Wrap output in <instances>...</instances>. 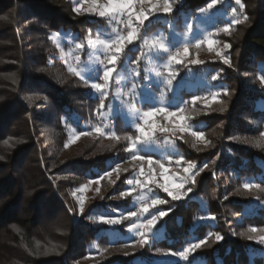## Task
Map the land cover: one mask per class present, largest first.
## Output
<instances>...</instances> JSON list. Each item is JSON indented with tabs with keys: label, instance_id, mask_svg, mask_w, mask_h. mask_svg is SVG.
I'll return each mask as SVG.
<instances>
[{
	"label": "trees",
	"instance_id": "16d2710c",
	"mask_svg": "<svg viewBox=\"0 0 264 264\" xmlns=\"http://www.w3.org/2000/svg\"><path fill=\"white\" fill-rule=\"evenodd\" d=\"M171 2L174 11L161 16L176 20L182 29V15L197 16L207 9L211 0ZM240 4L243 7L235 0H219L213 7L217 10L235 8L236 15L243 10L249 18L245 25H237L238 35L228 40L229 67L220 62L171 65V70L178 73L174 82L200 80L204 71L210 70L201 85L189 90L181 88L177 98L183 108L189 106L193 97L208 90V81L221 87V105L217 111L212 116L191 120L213 148L192 154L190 145L186 147L181 139L174 142L176 154L183 151L185 162L198 165L196 173L199 174L194 175V182H188L192 192L182 202H175L169 213L162 208L163 204L160 205L167 215L160 218L155 229V232L161 230V235H153L148 245L135 247L134 253L108 250L102 256L98 254L108 249L110 238L91 225L88 215L98 204L126 207L130 195L123 203L113 198L118 199L117 195L125 190L131 173L123 174L114 187L105 189L104 196L110 197L108 202L90 203L84 208L82 217H78L76 202L70 193L98 177L112 163L123 161L127 154L122 152L121 143H101V139L89 142L83 138L73 147L66 145L72 125L81 129L84 123L98 118L103 109L100 108L101 99L94 95L87 80L70 71L63 57L56 55L57 47L49 34L70 31L75 32L78 39H84L105 25L106 19L76 12L72 0H0V264L6 259L7 246L21 253L26 264H72L74 260H85L91 255L94 259L103 258L98 264H133L135 259H140L141 264H158L148 254L150 250L160 248L178 252L192 238L206 243L187 260L159 264L196 261L202 264H264L259 254L264 245L249 239L250 236L255 238L252 228L264 227V168L261 165L264 163V140L258 139L259 144L252 140L227 142L243 136L262 135V129L257 131L245 119L249 110L257 113L258 102L264 100V86L260 84L261 63H264V0H240ZM162 25L160 21L152 22L146 26L147 33ZM132 46L126 45L119 65L127 54L133 59L138 56L140 50ZM212 69L218 79H212ZM191 71L196 77L187 79V72ZM28 97L35 99L29 103ZM221 108L224 110L220 111ZM113 119L114 132L136 136L135 127L120 116ZM157 134L159 138L167 137L160 132ZM224 145L231 155L221 154L214 162ZM141 146L147 148L142 152L148 157L157 158L161 153L152 150L159 148L155 143H142ZM166 147L168 155L174 154L172 148ZM189 148L191 151H185ZM168 155L163 159L168 161ZM245 183L253 186L245 189ZM156 190L158 192V188ZM163 197L161 199L166 200ZM205 214L214 217L216 224L204 220ZM238 217H242L241 222L233 226ZM50 222L55 224V235L50 241L59 248L56 253L41 256L35 253V241H43L39 233ZM217 234L222 237L219 241Z\"/></svg>",
	"mask_w": 264,
	"mask_h": 264
},
{
	"label": "rangeland",
	"instance_id": "374dc122",
	"mask_svg": "<svg viewBox=\"0 0 264 264\" xmlns=\"http://www.w3.org/2000/svg\"><path fill=\"white\" fill-rule=\"evenodd\" d=\"M74 2V9L78 13H88L91 15H98L99 9L97 8L96 11L89 12L88 9L92 6L93 0H72ZM98 5L105 4L107 0H96ZM149 5H135L134 10L139 12L141 8L145 12H147ZM161 15H165L159 11L155 14L149 13V20L145 22L143 26L138 25V23L134 26L138 27V38L136 41L133 42V46L135 50L139 51L138 56L140 57L138 65L132 64V61H135L137 57L133 59L131 54H127L124 59L122 60V64L119 65L120 60L117 63V70L120 73L119 76L114 75L112 80L109 83V87L107 89V96L104 97L105 108H103L102 113L103 115H98L93 122L89 124H83L80 128L77 126L72 125L69 130V138L66 143L68 147H73L75 144L79 143L83 138L87 141H93L95 139H101V143H105L108 141H112L114 144L121 143L123 146V150L127 157L124 158L123 161H119L116 163H112L109 169L102 171L98 177L90 179L87 183L81 185L80 187L76 188L74 191L70 193L74 202H76V206L78 209V217H82V213L80 211V201L83 200V211L84 208L89 205L90 203H97V202H108L110 197L106 198L104 196L105 189L108 187H114L115 183L119 181L123 174L129 175L131 173L130 178L127 181V187L123 192H121L118 196V199L113 198L115 200L121 201L123 203L124 198L131 196V200L126 207H114L111 204L96 205L93 210L88 215V220L91 222V225L99 228L101 231L106 232L110 238V245L107 246V250L100 251L98 255L105 256L106 251H124L129 253L135 252V247L139 246V237L136 235V232L131 229V225L133 223H143L146 222L147 219H150L152 215H159L160 211H171L174 206L175 202H182L184 198L181 200L174 201L172 198L165 193L161 188H159L158 184L163 183L164 179L160 176L159 172V165L158 163H154L153 165V175L155 180L152 182H147L143 187L137 186L135 184L136 179H140L141 181L146 180V176H139L140 167L143 166L145 172L147 173L148 165L145 162H141L139 160L133 159V156H144L146 159L151 158L154 162H161L164 163L165 167L169 169L168 175L173 176L176 182H180V179L185 175L189 176V182L192 180L191 178L197 172V164L195 167L191 169L190 173L185 174L183 169L187 167L188 162L183 160L184 152L180 151L179 154L177 149H175V139H181L183 144L186 147L191 146L193 148L192 154L199 152V150H206L212 149L206 141V137L203 140H197L195 137L191 135V131H197L196 127L191 123L192 118L199 117L203 115H213L218 107H220V85L213 84L211 81L206 83V88L208 90L203 91L202 94L199 95L201 97L200 100L196 101L195 104L190 102L187 108H184V115L189 117L187 123L190 126V131L188 132H179L177 131L175 135L172 133H162V135L167 136L164 139L159 138V134L152 138L153 140L148 141L147 143H155L159 145L158 147H153L152 150L161 153L157 158L148 157L143 154V150L147 149L145 146H141L142 143L137 145L136 149L131 148L130 141L126 139L127 136L135 137V135L131 133H117L114 132V124H110V120H112L116 116H120L125 123H128L130 126L135 127L136 123H142L140 116L144 111H148L155 107H165L169 111H178L181 108L178 98L180 96L181 88L191 89L197 85H201L210 73V70L204 71L205 74L200 80H179L178 82H174L169 89L165 83V78L167 77V73L169 71L168 68L165 67L167 64V59L169 55L175 54L177 50L182 51L185 46L189 48V54L187 57L184 58V62L181 64L174 65H189L191 60H200L207 63H222V65L229 67L230 65V57L228 54V48H225L224 45L228 44V40L235 38L238 33L235 31L237 30V25H245L248 22V19H245L246 13L245 11H240L238 15L233 13L232 9H220L217 10L216 8H212L205 10L204 12L198 14L197 16L189 17L186 13L182 15V29L179 28L180 26L176 22V20H167L163 19ZM218 16H222L221 18H216ZM239 18L241 21L240 23H235L234 19ZM106 19L105 25L100 26L98 29L95 30L94 33H90L88 37L78 39L75 32L70 31H59V32H51L49 37L54 41L57 47V54L58 56L63 57L64 61L69 64L71 69H76L80 71V77L87 80V85L93 91L94 95L100 96V93L96 92L91 87L92 82H100L103 83L102 80H99L100 76L102 75L103 66L99 64V61L102 60L104 57V50L103 46L97 45L95 41L99 39H114L117 34H126V17H118L117 19H111L110 17H104ZM160 21L162 22V26L157 28L152 33H147V27L152 24V22ZM223 21L224 23H221ZM216 28L213 29V26ZM227 26L229 28L228 32L222 31V29ZM243 27V26H242ZM239 28V27H238ZM219 29V30H218ZM147 39L149 42L152 40H159L160 42L164 43L168 46V52H156L154 50L150 51L147 45H144V40ZM211 39L215 41L212 44L211 50L209 45L207 44V40ZM199 41H205L201 43L199 47H197V43ZM139 42V43H138ZM81 44L82 48H77L76 45ZM230 46V45H229ZM140 48V49H139ZM220 55H217V53ZM143 53V54H141ZM122 54V53H121ZM120 54V55H121ZM76 56H80V61L75 59ZM0 57L2 54L0 53ZM106 57V56H105ZM165 57V58H164ZM227 58L229 60L228 64L224 63V59ZM143 61V64L140 65V62ZM106 63V62H105ZM200 63V64H202ZM199 65V64H194ZM139 69V76L133 75V69ZM213 71V69H212ZM207 72V73H206ZM157 73H162V75H157ZM201 75L200 73H198ZM218 76L212 72V77ZM188 78L196 77V73L191 71L187 72L186 75ZM12 78V77H10ZM260 84L264 86V63H261V72H260ZM121 81L117 83V81ZM136 85L135 91H133L132 85ZM208 91V92H207ZM215 96V101L212 100V97ZM205 100L208 102L206 103ZM187 101H185L186 104ZM183 106L185 105L182 103ZM198 105H201L199 107ZM259 111L254 113L252 110L248 111L246 115L245 121L256 129L260 131L262 129V135H258L256 137L247 138L246 136L237 138L236 140H227L230 143H245V141H255L254 144L259 142L258 139L264 140V100H261L257 104V109ZM197 113H199L197 115ZM154 122L157 125H165L170 126L169 120H166L163 115L158 114L154 118ZM171 119V118H169ZM99 126L104 130V134L100 135L95 133L94 129ZM198 127H201L200 125ZM81 132H88L91 133L90 135H80ZM115 133L117 137L120 139L111 138V133ZM138 135V133H136ZM79 136L78 139L75 137ZM161 137V136H160ZM172 137V138H169ZM52 140V139H51ZM49 143V142H48ZM166 146L172 148L174 154L168 155L166 150ZM158 148V149H157ZM185 151H191L189 149H185ZM197 151V152H196ZM176 152V153H175ZM221 154L231 155L230 151L224 145L220 148V154L216 156L213 160L217 162ZM168 155V161L164 160L165 156ZM164 158V159H163ZM180 159V164L176 163V160ZM264 168V163H261ZM54 166V165H52ZM205 167V166H204ZM203 168V167H202ZM201 168V169H202ZM199 169V167H198ZM111 173V175H107L106 173ZM99 180V183L96 181ZM129 181H132L130 184ZM99 188V191H97ZM158 188V192L156 190ZM189 188L188 183L185 184L184 189L181 191H187ZM83 189V191H81ZM164 192L163 194L161 193ZM263 191V190H259ZM124 193V195H121ZM164 196V197H163ZM165 198V203L163 204V209L160 207L161 204L152 205L151 201L153 199ZM147 203L149 205V211L147 213H140V208L143 204ZM167 210H166V209ZM129 212H137V217H128ZM169 213V212H168ZM105 218H116L120 219L121 223L109 225L103 223L100 220V217ZM77 218V217H76ZM204 220L208 222H212L216 224V220L214 217L209 216V214H205L203 217ZM159 220L157 225L153 228L152 233L150 234V238L153 235H161V230L155 232V229L159 225ZM242 220V217H238L233 222V226L239 224ZM86 221V220H85ZM52 223V224H51ZM53 222H50L42 233H39L41 237H43V241L38 240L35 241L34 250L35 253L39 255H48V253H56L58 246L55 247V244L52 243V237H54L53 232ZM38 232V231H37ZM36 232V234H37ZM255 238L258 239L259 236L264 235V227L257 229L256 232L253 233ZM48 240H47V239ZM51 238V239H50ZM152 239V238H151ZM46 240V241H44ZM198 242L195 239H191L189 243ZM151 243V242H150ZM188 243V244H189ZM187 244V245H188ZM187 245L185 247H187ZM184 247V248H185ZM182 248L179 251H182ZM160 249V248H158ZM157 250V249H156ZM156 250H150V255L154 258L155 263L161 262H172L174 260H182L178 256L172 255H165L164 253L174 252L168 251L164 249H160L161 252H157ZM5 257L3 264H26L28 262L25 261L22 254L17 252L15 249L9 248L8 246L5 247ZM178 251V252H179ZM260 256L264 258V249L259 252ZM9 256V257H8ZM101 256V257H102ZM94 256H87L85 260H77L72 262V264H98L101 262L103 258H93ZM19 258V259H17ZM105 261V259H104ZM140 259H135L133 264H141ZM71 264V263H70ZM148 264V263H145ZM192 264H202V261H196Z\"/></svg>",
	"mask_w": 264,
	"mask_h": 264
},
{
	"label": "snow or ice",
	"instance_id": "6c2138e0",
	"mask_svg": "<svg viewBox=\"0 0 264 264\" xmlns=\"http://www.w3.org/2000/svg\"><path fill=\"white\" fill-rule=\"evenodd\" d=\"M219 3V0H211L210 3L207 4V9H212L214 5ZM235 3L237 5H240L243 7V5L240 4V0H235ZM149 5L147 12L141 8L139 12H136L134 10L135 5ZM99 9L98 15L100 17H110L111 19H117L118 17H126V28L127 32L126 34H117L114 39H97L95 43L97 45L103 46L104 50V55L106 56V63L105 60H100L99 64L103 66V71L102 75L100 76L99 80H102L103 83L100 82H92L91 87L94 89L96 92L100 93V96L102 97L100 100V108L103 109L105 108V103H104V97L107 96V89L109 87V83L114 77V75L119 76L120 73L117 70V63L118 60L120 59V54L124 52L126 45H131L133 44L134 41L137 40L138 38V27L134 26L138 23V25L143 26L146 21L149 20V13L155 14L157 11L163 13V14H171L174 11L173 5L171 0H107L105 4L98 5L96 0H93L92 6L88 9L89 12L96 11V9ZM233 13L236 12V9H232ZM5 19H7L5 17ZM247 19V17H245ZM235 23H240L241 21L239 18L234 19ZM219 30V29H218ZM222 31L228 32L229 28L225 26ZM205 41H199L197 43V47L200 46L201 43H204ZM207 44L209 45V48L211 50V46L215 41L208 39ZM144 45H147L149 50L156 51V52H168L169 48L166 46L164 43L160 42L159 40H152L149 42L147 39L144 40ZM77 48H82L83 46L81 44L76 45ZM225 48H228L229 45L225 44ZM143 54V53H141ZM189 54V48L185 46L182 51L177 50L175 54L169 55L167 59V64L165 65L166 68L169 69L167 73V77L165 78V83L170 89L173 80L177 77L178 73L175 71L171 70V65L173 63L175 64H181L184 62V58L187 57ZM217 55H220L218 52ZM75 59L77 61H80L81 57L76 56ZM140 57L138 56L135 61H132V64L138 65ZM190 63L192 64H200L202 61L200 60H191ZM224 63L228 64L229 60L227 58L224 59ZM40 71H43V69H40ZM70 71L75 72L77 76L80 75V71H77L76 69H70ZM133 75L134 76H139V69L134 68L133 70ZM157 75H162V73H157ZM217 77L213 76L212 79L215 80ZM121 81H117V83H120ZM133 91L136 89V85H132ZM34 97H28V102L32 103ZM201 97L195 96L192 99V103L195 104L196 101L200 100ZM216 97L213 96L212 100L215 101ZM207 103L208 101L205 100ZM187 103V102H186ZM224 109L221 108L220 111H223ZM185 109L183 107L179 108L178 111H169L165 107H155L152 108L148 111H144L142 115L140 116V119L142 120V123H136L135 124V130L138 133L135 137L132 136H127L126 139L130 141L131 148L136 149L137 145L140 143H147L148 141L153 140L152 138L156 135L157 132L160 133H172L175 135L177 131L183 133V132H188L190 131V126L188 125L187 121L189 117L184 115ZM158 114L163 115L166 120H169L170 126H165V125H157L154 122V117L157 116ZM199 113H197L198 115ZM103 115V113H101ZM171 118V119H169ZM95 133L103 135L104 130L97 126L94 129ZM91 133L88 132H81L80 135H90ZM191 135L195 137L197 140H203L204 139V133L202 131H191ZM79 136L75 137V139H78ZM111 138L114 139H120V137H117L115 133H111ZM174 143V141L172 142ZM207 143H211L208 141ZM2 158V157H0ZM133 159L139 160L142 163L145 162L148 165V170L147 173L145 172V169L143 166L140 167L139 176H146L145 181H141L140 179L135 180V184L137 186L143 187L147 182H152L155 180V177L153 175V165L154 163H158L159 165V174L161 177H163L164 182L159 183L158 186L161 188L165 193H167L172 200L178 201L181 200L183 197L188 196V193L192 192V188H188L187 191H181L184 189L185 184L189 182V176L185 175L180 179V182H176V180L173 178V176L168 175L169 169L165 167L164 163L161 162H154L151 158H145L144 156H133ZM180 159L176 160L177 164H180ZM195 167V164L192 162H188L187 167L183 169L185 174L190 173L191 169ZM207 167V165H205ZM107 175H111V173H106ZM199 173H196L198 175ZM192 181L194 182L195 177L193 176ZM96 183H99V180L96 181ZM131 184L132 181H129ZM253 185L249 183L244 184L245 189L251 188ZM83 191V189H81ZM97 191H99V188H97ZM121 195H124L122 193ZM152 205H157V204H164V200H159V199H153L151 201ZM80 211L81 213L83 212V200L81 199L80 201ZM149 211V205L147 203L143 204L140 208V213H147ZM167 215L165 211H160L159 215H152L150 219H147L146 222L143 223H133L131 225V229L136 232V235L139 237V246L142 248L145 245L149 244V239H150V234L153 231V228L157 225L158 219L163 218ZM138 214L137 212H129L128 217H137ZM100 220L103 223L109 224V225H114V224H119L121 223L120 219L116 218H105V217H100ZM252 232H256V228L251 229ZM222 239V237L217 234L216 235V240L219 241ZM249 239H255L257 243H260L264 245V235L259 236L258 239L254 238L252 236L249 237ZM205 240H199L198 242L194 243H189L187 247H185L182 251L179 252H166L164 253L165 255H172V256H178L182 260H187L191 254L195 253L197 249H200L203 244H205ZM157 252H161L160 249L156 250ZM126 255L128 253H125Z\"/></svg>",
	"mask_w": 264,
	"mask_h": 264
},
{
	"label": "built area",
	"instance_id": "2783aa9c",
	"mask_svg": "<svg viewBox=\"0 0 264 264\" xmlns=\"http://www.w3.org/2000/svg\"><path fill=\"white\" fill-rule=\"evenodd\" d=\"M102 60H105V62H106V57L105 56L102 57ZM109 122H110V124H114V119L110 120Z\"/></svg>",
	"mask_w": 264,
	"mask_h": 264
}]
</instances>
